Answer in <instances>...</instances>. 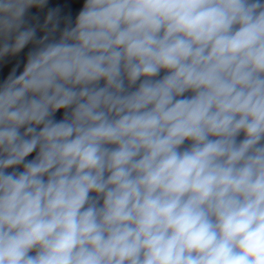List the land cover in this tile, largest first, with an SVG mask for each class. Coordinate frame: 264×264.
I'll use <instances>...</instances> for the list:
<instances>
[{"label": "clouds", "instance_id": "9594fccd", "mask_svg": "<svg viewBox=\"0 0 264 264\" xmlns=\"http://www.w3.org/2000/svg\"><path fill=\"white\" fill-rule=\"evenodd\" d=\"M0 264H264V0H0Z\"/></svg>", "mask_w": 264, "mask_h": 264}]
</instances>
